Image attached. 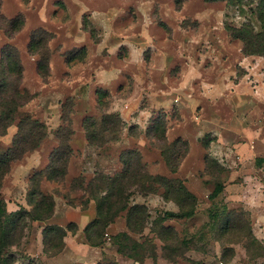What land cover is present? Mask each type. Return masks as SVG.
I'll use <instances>...</instances> for the list:
<instances>
[{
  "label": "rangeland",
  "instance_id": "rangeland-1",
  "mask_svg": "<svg viewBox=\"0 0 264 264\" xmlns=\"http://www.w3.org/2000/svg\"><path fill=\"white\" fill-rule=\"evenodd\" d=\"M263 23L264 0H0L1 96L23 102L0 135V264H264ZM24 117L45 130L34 148ZM124 170L144 227L120 211L91 246L77 224ZM147 175L179 180L192 214L160 222L176 192ZM42 196L52 214L32 220Z\"/></svg>",
  "mask_w": 264,
  "mask_h": 264
},
{
  "label": "trees",
  "instance_id": "trees-1",
  "mask_svg": "<svg viewBox=\"0 0 264 264\" xmlns=\"http://www.w3.org/2000/svg\"><path fill=\"white\" fill-rule=\"evenodd\" d=\"M207 1H213V0H207ZM264 25V23H263ZM264 27V26H263ZM33 36L34 34L30 36V41L28 47L31 49L33 47ZM4 79H0V84H3ZM1 90L0 89V135L4 134L7 130V127L13 122V112L16 109V107L20 106L22 103H16L14 101L6 100L4 99V95L1 96ZM15 91V95H18V93ZM116 116V115H115ZM117 118V116H116ZM17 130L21 132V130L25 131L24 137L31 138L34 136V134L39 133L40 130H42L41 135L37 137V141L30 147L34 148L36 146V143L42 139L45 136V130L43 125H40L39 123H36L35 121L30 120L28 117L20 118L18 120L17 124ZM23 125L27 126V128H23ZM24 126V127H25ZM23 128V129H22ZM177 140L173 141L172 144H175ZM47 168H50V171L45 174V179L47 180H53L57 173L55 171H51V164L47 166ZM40 171L34 172L33 176L31 178H35L39 176ZM125 170L124 172L114 175V176H108L105 178V182L107 185V190L110 191V193L107 191L104 195L100 196L99 198L95 199V205H94V217L90 219L82 228L81 232L83 234L84 239L86 242L91 246H98L102 242V234L100 233V228L103 227L105 223L110 222L113 217H115L118 212L125 210L124 214V225L128 231V233L131 234H139L142 231V228L144 227V220L147 216L145 208L141 204H132L130 206H127L126 202V195L121 194V190L119 186H117V181L125 179ZM147 179L149 183H159L166 186L173 187L175 190V198L174 202L177 205L179 211L178 213H175L173 211H165L163 215L159 218L160 222H162L165 217H173V216H184L188 217L192 214L193 209L191 207H185L187 199H189L192 203L194 201L193 196L189 194L184 187L182 186V183L179 180H175V182H169L165 177L163 176H154L150 177L147 175ZM115 189L116 194H118V198L122 197V203L117 205L112 200H110L113 192L111 190ZM221 189V186L219 184H215L209 193V197H214L217 193H219ZM112 192V193H111ZM28 201L31 202L32 198H30L33 195V190L29 191L28 193ZM165 197V196H164ZM166 198V197H165ZM45 199L44 196H42V202L40 204L34 205V215L31 216L32 220H43L47 219L52 214V207H53V201L51 198ZM45 202L44 207H41V205ZM112 206L115 207V209L109 213L110 208ZM17 213H12V216H16ZM76 231V226L74 223L69 222L65 225V227L60 226H52V225H45L41 230L42 235V242L45 244V240L49 233H53L56 237H62L64 236L65 232H71L73 233ZM127 232H121L117 234L114 237L113 244L116 245V251L119 254H122L124 256L131 257V254L124 253L125 249V243H130L131 249H136L137 244L134 240H132L131 236ZM251 235V234H250Z\"/></svg>",
  "mask_w": 264,
  "mask_h": 264
},
{
  "label": "crops",
  "instance_id": "crops-1",
  "mask_svg": "<svg viewBox=\"0 0 264 264\" xmlns=\"http://www.w3.org/2000/svg\"><path fill=\"white\" fill-rule=\"evenodd\" d=\"M210 92H211V91H209L208 93H210ZM77 225H78V226H77V227H78V231H81V228H82V226H83V225H82V222H81L80 224H77Z\"/></svg>",
  "mask_w": 264,
  "mask_h": 264
}]
</instances>
